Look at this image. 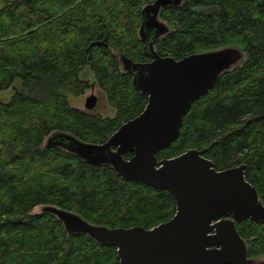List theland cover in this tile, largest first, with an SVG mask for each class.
<instances>
[{
  "label": "trees",
  "instance_id": "obj_1",
  "mask_svg": "<svg viewBox=\"0 0 264 264\" xmlns=\"http://www.w3.org/2000/svg\"><path fill=\"white\" fill-rule=\"evenodd\" d=\"M0 1V90L14 87L8 101L0 100V264H119L114 246L68 236L55 216L32 209L55 204L110 227L151 228L176 213L168 190L43 146L56 129L104 143L143 111L148 96L134 87L132 74L121 72L112 51L152 59L138 29L142 8L154 0ZM161 17L172 25L156 43L161 55L180 59L233 45L246 60L193 103L179 137L158 157L207 148L204 155L219 170L245 163L264 202V0H186L164 7ZM85 68L114 116L71 105L68 93L81 95L92 85L80 76ZM238 229L250 256L264 255V224L247 218Z\"/></svg>",
  "mask_w": 264,
  "mask_h": 264
},
{
  "label": "water",
  "instance_id": "obj_2",
  "mask_svg": "<svg viewBox=\"0 0 264 264\" xmlns=\"http://www.w3.org/2000/svg\"><path fill=\"white\" fill-rule=\"evenodd\" d=\"M185 1L154 0L142 8L138 37L151 60L139 62L112 51L121 72L132 74L134 87L148 96L140 114L124 122L104 143L83 141L58 129L43 140L44 147L64 149L90 164L111 166L126 180L168 190L176 201L174 216L147 228L92 223L80 213L50 203L36 205L32 214L50 213L63 223L68 236L85 234L99 244L114 246L119 264L264 263V255L250 256L238 229L247 218L264 224V202L246 178V164L219 170L204 155L207 148H189L169 158L157 155L179 137L193 103L221 75L246 60L245 52L233 45L180 59L161 55L156 43L172 32L170 22L161 17L162 9L182 7ZM97 103L98 97L91 93L85 108L92 110ZM126 153L132 156L127 158Z\"/></svg>",
  "mask_w": 264,
  "mask_h": 264
},
{
  "label": "rangeland",
  "instance_id": "obj_3",
  "mask_svg": "<svg viewBox=\"0 0 264 264\" xmlns=\"http://www.w3.org/2000/svg\"><path fill=\"white\" fill-rule=\"evenodd\" d=\"M1 7H3V3L0 1V8ZM80 76L83 79H88L94 85V88L92 87L88 88L81 95H74V94L68 93V99L71 105L81 108L83 110H87L85 108L86 98L91 93H94L98 97V103L94 109L88 110V111H92L94 113L99 112L103 115H108L111 117L114 116L116 114V109L112 105L109 104L105 93L99 88V86L95 82L94 75L90 71V69L85 68L83 71H81ZM14 86L20 87V81L17 80ZM13 91H14V87H10L6 90H0V100L8 101L10 97L12 96Z\"/></svg>",
  "mask_w": 264,
  "mask_h": 264
},
{
  "label": "flooded vegetation",
  "instance_id": "obj_4",
  "mask_svg": "<svg viewBox=\"0 0 264 264\" xmlns=\"http://www.w3.org/2000/svg\"><path fill=\"white\" fill-rule=\"evenodd\" d=\"M91 87L94 88V85L92 84Z\"/></svg>",
  "mask_w": 264,
  "mask_h": 264
}]
</instances>
